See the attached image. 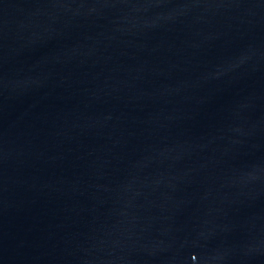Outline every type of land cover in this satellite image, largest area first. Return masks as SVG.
Returning <instances> with one entry per match:
<instances>
[{
  "label": "water",
  "instance_id": "95a60500",
  "mask_svg": "<svg viewBox=\"0 0 264 264\" xmlns=\"http://www.w3.org/2000/svg\"><path fill=\"white\" fill-rule=\"evenodd\" d=\"M0 264H264V0H0Z\"/></svg>",
  "mask_w": 264,
  "mask_h": 264
}]
</instances>
